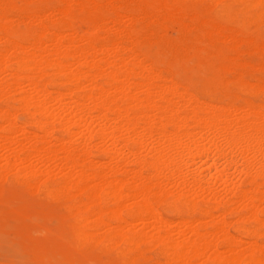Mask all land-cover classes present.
Returning <instances> with one entry per match:
<instances>
[{
	"label": "bare ground",
	"instance_id": "obj_1",
	"mask_svg": "<svg viewBox=\"0 0 264 264\" xmlns=\"http://www.w3.org/2000/svg\"><path fill=\"white\" fill-rule=\"evenodd\" d=\"M51 2L0 0V182L68 203L44 260L264 264V0Z\"/></svg>",
	"mask_w": 264,
	"mask_h": 264
},
{
	"label": "rangeland",
	"instance_id": "obj_2",
	"mask_svg": "<svg viewBox=\"0 0 264 264\" xmlns=\"http://www.w3.org/2000/svg\"><path fill=\"white\" fill-rule=\"evenodd\" d=\"M184 5L187 9H194L191 2H186ZM215 13V9L209 11V14L217 21H222L221 18L215 16ZM17 25L24 27L22 23H17ZM254 27L253 35L264 39V20H258L257 23H254ZM19 33L25 34V29L22 28ZM193 35L195 36V33ZM150 45L154 56L157 46L154 43ZM191 53L192 55H189L190 63L196 64L200 52L193 51ZM253 55L254 53L250 54L248 59L256 64L258 57L256 54ZM258 74L260 73L258 72ZM260 76L262 75H257L256 73V76L252 78V82L255 83L256 78ZM205 96L207 97L208 95ZM261 97H256L255 101L259 102ZM9 104L13 105L12 102H9ZM6 105L7 101L5 99L0 101V108ZM58 136H60V133H58ZM101 156L98 152H93L92 154V158L95 161H99V159L102 161L103 156ZM67 206V201H55L45 197L43 194H33L22 185L15 183L11 178L0 182V264H48L44 257L50 244V235L58 227L66 226L64 216ZM167 215L173 217L172 214ZM164 216L166 215L164 214ZM146 255L148 259L143 261L145 264H154V260L164 261L156 250H150V252L148 250ZM110 259L116 260L119 258L113 252L105 254L96 250L92 260H86L84 264H103L104 261H110ZM193 263L199 264L200 260ZM201 263L203 264L202 260Z\"/></svg>",
	"mask_w": 264,
	"mask_h": 264
}]
</instances>
